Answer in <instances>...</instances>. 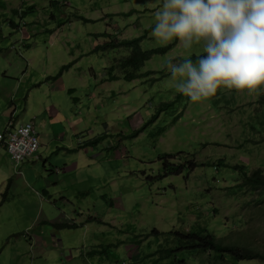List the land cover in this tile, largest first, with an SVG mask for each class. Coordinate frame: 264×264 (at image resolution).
<instances>
[{
    "label": "rangeland",
    "instance_id": "1",
    "mask_svg": "<svg viewBox=\"0 0 264 264\" xmlns=\"http://www.w3.org/2000/svg\"><path fill=\"white\" fill-rule=\"evenodd\" d=\"M162 2L0 0V91L6 95L0 110L15 106L19 119L30 94L35 100L41 91L29 90L24 82L17 87L25 68L30 73L45 69L51 76L59 61L71 62L72 68L58 79L76 86L72 95L79 101L89 98L91 106L88 112L78 106L75 115L89 120L84 135L93 149H86V158L94 160L72 173L75 180L67 182L72 188L65 190L68 202L62 208L76 225L56 226L65 227L63 247L54 249L43 264H151L153 259L167 264L159 259L158 249L165 235L150 231L166 232L172 226L182 231L205 228L222 244L254 255L220 258L197 250L181 264H264V84L254 90L221 86L215 96L192 102L175 89L166 64L169 58L175 63L203 53L199 43L186 49L173 37L164 52L153 53L134 68L119 63L130 54V44L91 50L107 40L101 35L96 40L95 32H108L115 39L141 36V49L160 46L152 29L143 31L155 24L154 13ZM33 22L37 24L31 27ZM46 26L53 30L52 38ZM19 27L26 28V36L29 30H40L36 48L31 50L36 34L21 40ZM131 71L134 78L126 80L123 75ZM38 77L36 82L44 81ZM167 101L173 103L149 121ZM10 109L0 111V121ZM58 156L51 153L47 159ZM170 165L180 167L179 172ZM6 190L7 182L1 201ZM12 205L5 202L0 211L10 212ZM73 238L75 246L69 244ZM8 254L4 251L0 258L8 259Z\"/></svg>",
    "mask_w": 264,
    "mask_h": 264
},
{
    "label": "crops",
    "instance_id": "2",
    "mask_svg": "<svg viewBox=\"0 0 264 264\" xmlns=\"http://www.w3.org/2000/svg\"><path fill=\"white\" fill-rule=\"evenodd\" d=\"M35 23H30L31 27ZM24 29L19 27L18 35L21 40L36 34L35 41L31 42L32 50V47L36 48L39 41L37 34L40 30L38 29L37 32L29 30L26 36ZM45 30L46 35L52 38L53 30L49 26H46ZM99 33L94 34L96 40H98L96 34ZM105 50L107 49L101 51ZM28 60L32 62L31 58ZM28 60H26L27 64ZM57 64L59 68L62 62L59 61ZM70 68L72 66L62 72H68ZM23 72L25 76L17 87L24 82V84H29V90L41 88V91L35 100L33 94H30V102L25 101L26 106L23 107L22 116L19 119H16L17 108L15 106H3L0 110L2 112L11 109L7 119L0 121V126L3 127L9 118L14 123L31 119L39 137L41 150L37 149L34 157L15 163L6 150L0 146V207L5 202L13 204L10 212L0 211V255L4 251L10 252L8 259L0 258V264H43V261L47 262L50 259L54 249L63 247L64 242L60 235L65 227H56L54 223L72 222V226L76 225L75 219L67 216V213L62 210L64 203L68 202L65 190L72 188L67 182L70 179L75 180V175L72 173L80 166H84L87 160L88 164L94 160V157L86 158V149L89 151L93 149L87 146L89 138L84 135V131L89 132L87 127L89 120L85 122L82 117L75 115L78 106L87 112L91 110L89 98L87 102L79 101L78 96H73L71 93L76 90V86H67L58 79L59 76L55 79L46 78L50 73H47L45 69L30 73L26 72L25 68ZM36 75H39L38 78L43 76L44 81L36 82ZM1 97L4 98L6 95L0 91V101ZM83 125H85L84 128H81ZM51 153H59V156L55 160L54 158L47 159ZM37 160L40 163H36ZM6 182L7 190L1 201L2 190ZM56 200H58L57 203ZM43 204L47 205L46 209L42 207ZM73 214H76V211L73 210ZM69 244L75 246L77 240L73 238Z\"/></svg>",
    "mask_w": 264,
    "mask_h": 264
},
{
    "label": "clouds",
    "instance_id": "3",
    "mask_svg": "<svg viewBox=\"0 0 264 264\" xmlns=\"http://www.w3.org/2000/svg\"><path fill=\"white\" fill-rule=\"evenodd\" d=\"M154 16L157 45L176 37L186 49L202 46L195 62L169 58L166 64L175 89L192 102L215 96L221 86L264 84V0H163Z\"/></svg>",
    "mask_w": 264,
    "mask_h": 264
},
{
    "label": "trees",
    "instance_id": "4",
    "mask_svg": "<svg viewBox=\"0 0 264 264\" xmlns=\"http://www.w3.org/2000/svg\"><path fill=\"white\" fill-rule=\"evenodd\" d=\"M129 14V13H128ZM127 14V15H128ZM155 27L154 25H150L147 28H144L143 33H147L150 29H153ZM104 37H107V40L100 44H96L91 49L92 51L97 50H104V49H111V48H117L118 46L130 44L131 45V52L129 55L125 56L124 58H121L119 60V63L121 64L122 68L125 67H138L142 62L150 57L153 53H162L167 48L170 47L169 44H166V46H156L152 47L150 49H141L137 42L141 38V36H136L132 38H122V39H115L110 38L112 37L111 34L109 35L108 32H100L99 34ZM134 44V45H133ZM201 54H190L188 58H190L193 62L196 61L199 55ZM184 59V58H181ZM180 59V60H181ZM71 62L64 63L59 66L57 72L55 75H48L46 78H53L55 79L57 76L61 74V72L65 69H67L70 66ZM113 77V76H112ZM123 77L126 80H130L134 78L133 72H129L127 74H124ZM173 103V101H167L163 102L161 106H158L152 114L151 118L152 120L156 115L170 106ZM142 127V126H141ZM137 130L134 132L128 134L127 136H133L136 133ZM102 136H100V139ZM194 164H191L190 167H192ZM171 169H174L173 165H170ZM169 168V169H170ZM179 168H176V171L179 172ZM258 173V171H257ZM63 223H54L55 226L62 225ZM64 225V224H63ZM150 233L158 235L159 233H163L165 236V240L162 244L159 245V251L161 253L160 258H165L168 260L167 264H181L183 261H185V258L193 251L202 250V251H210L213 253L216 257H230L234 259H248L254 257L249 251L244 248H241L234 244H222L219 240H217L213 233L205 230V228L199 230V231H182L176 228H173V226L168 231L160 232L156 230L155 228H152ZM91 253H95V251L91 250ZM159 260H152L151 264L158 263ZM179 261V262H177Z\"/></svg>",
    "mask_w": 264,
    "mask_h": 264
},
{
    "label": "built area",
    "instance_id": "5",
    "mask_svg": "<svg viewBox=\"0 0 264 264\" xmlns=\"http://www.w3.org/2000/svg\"><path fill=\"white\" fill-rule=\"evenodd\" d=\"M0 146L4 147L15 163L30 158L39 146L33 121L14 123L12 119H8L0 129Z\"/></svg>",
    "mask_w": 264,
    "mask_h": 264
},
{
    "label": "bare ground",
    "instance_id": "6",
    "mask_svg": "<svg viewBox=\"0 0 264 264\" xmlns=\"http://www.w3.org/2000/svg\"><path fill=\"white\" fill-rule=\"evenodd\" d=\"M26 45V44H25Z\"/></svg>",
    "mask_w": 264,
    "mask_h": 264
}]
</instances>
